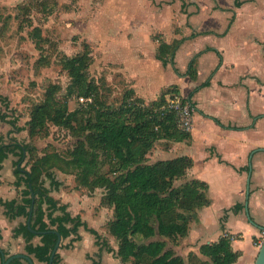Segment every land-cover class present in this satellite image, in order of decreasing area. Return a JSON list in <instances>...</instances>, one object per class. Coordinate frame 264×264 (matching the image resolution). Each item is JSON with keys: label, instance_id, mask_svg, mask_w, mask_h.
Segmentation results:
<instances>
[{"label": "crops", "instance_id": "obj_1", "mask_svg": "<svg viewBox=\"0 0 264 264\" xmlns=\"http://www.w3.org/2000/svg\"><path fill=\"white\" fill-rule=\"evenodd\" d=\"M203 1L178 0L175 6L182 9L179 25L183 28L179 33L174 29L159 33V38H146L145 45L153 48L155 69L150 72L140 66L133 68L132 72L139 77L129 78L128 87L148 103L173 85L177 89L174 93L185 97L194 107L188 139L169 141L167 145L165 140L158 141L164 143L163 149H181L175 156L191 158L186 179H199L208 185L206 195L210 204L197 210L196 219L189 222L188 233L172 246L175 253L185 262L188 256L208 260L200 253L199 246L230 234L233 236L231 246L238 251L232 264H253L257 253L253 239L264 231V19L261 12L264 0H243L239 6L235 5V0H226L227 15L223 21L216 19L215 3L209 7ZM218 3L220 5L219 0ZM130 22L127 20L126 25H135V21ZM162 41H178L165 64L156 57ZM134 46L133 41L123 47H111L120 55L121 48L131 51ZM192 58L193 78L188 69ZM174 93H166L165 101ZM11 129L10 124L0 121V134ZM14 133L17 132L11 135L15 137ZM17 158L16 153H8L1 163L2 200L17 198L23 188L22 183L16 184ZM23 159L22 166L27 157ZM43 180L50 195L67 204L72 214H79L112 248L108 250L103 243L96 244L94 235L80 226L79 239H74V235L61 238L56 250L61 264H93L94 261L129 264L117 256L114 237L107 230L112 208L101 204L103 188L95 187L91 191L78 188L72 175L57 169L51 180L46 181L45 177ZM55 181L59 182L58 187ZM236 204L240 207L235 210ZM24 222L22 216L8 217L0 204V249L11 254L24 253V239L12 236L13 229ZM38 241V237L32 239L33 243ZM33 262L44 264L35 259Z\"/></svg>", "mask_w": 264, "mask_h": 264}, {"label": "trees", "instance_id": "obj_2", "mask_svg": "<svg viewBox=\"0 0 264 264\" xmlns=\"http://www.w3.org/2000/svg\"><path fill=\"white\" fill-rule=\"evenodd\" d=\"M234 3L239 6L243 0ZM35 44H39V39H35ZM177 44L178 41L160 42L156 57L165 64ZM92 62V51L87 42H83L77 53L64 56L60 64L69 79L64 95H58V84H50L45 101L33 105L23 125L18 124L20 113L9 106L6 97H0V121L12 127L8 133L0 134V168L8 153H16L19 163L15 170L18 174L16 184H23L17 198L0 199L8 217L25 219L13 229L12 236H21L24 253L44 264L48 263L57 240L53 230L62 239L71 235L79 239L78 228L83 226L94 235L96 244L103 243L112 250L107 239L96 229L89 227L79 214L68 211L67 204L49 194L43 176L51 177L57 169L72 175L78 188L85 187L90 191L95 187L103 188L101 204L112 208V217L106 227L114 237L116 253L122 261H129V264H193L196 258L188 256L185 262L172 246L188 233L189 222L196 219L197 210L210 204L206 195L208 185L199 179H186L187 169L192 165L189 156L179 155L154 162L146 160V153L156 142L165 140L167 145L169 141L189 138L190 132L179 126L175 111L161 107L166 102L164 95L177 92V89L171 85L148 103L135 96L133 88L128 86H124L118 97H111L104 78L95 80L89 76ZM188 69L193 78L194 58ZM73 95L78 99H91L80 101L79 109L71 110L68 102ZM50 124L81 134L82 140L79 139L66 154L59 149L46 150L27 163L35 149H30L28 143L18 141L11 133L26 129L29 139L43 138L49 135ZM24 157L27 159L22 166ZM104 163L108 164V173L91 179L90 175ZM54 185L58 187L59 182L55 181ZM31 206L30 226L38 232L31 231L26 225ZM239 207L236 204L234 209ZM34 237L39 238L37 243L32 242ZM232 238L230 234H224L216 241L201 244L199 251L208 260L196 259L195 264H232L238 257V251L231 246ZM2 255L8 257L11 253L0 249V257ZM26 263L25 259L15 257L7 264ZM51 264H61L57 251ZM93 264L100 263L94 261Z\"/></svg>", "mask_w": 264, "mask_h": 264}, {"label": "rangeland", "instance_id": "obj_3", "mask_svg": "<svg viewBox=\"0 0 264 264\" xmlns=\"http://www.w3.org/2000/svg\"><path fill=\"white\" fill-rule=\"evenodd\" d=\"M219 1L220 5L218 0L203 2L209 7L215 3L213 8L216 9V19L223 21L227 15L226 0ZM177 2L0 0V97H6L9 106L20 113L18 124L23 125L33 105L45 101L46 89L50 84H58V95H64L69 79L60 64L61 59L77 53L83 42H87L92 51L93 62L89 76L95 80L104 78L109 87V95L118 97L124 86L130 83L129 78L135 80L139 77L132 72L133 68L140 66L150 72L155 69L152 62L153 48L145 45L146 38H159V33L174 29L179 33L183 28L179 25L182 9L175 6ZM261 12L264 19V8ZM127 20L129 23L135 21V25H126ZM114 23L121 24L118 26ZM36 38L39 39L37 46ZM133 41L135 49L130 51L121 48L120 55H117L116 48L111 47H123ZM80 106V100L73 95L68 102L69 109H79ZM6 127L9 128V125ZM14 134L18 141L28 143L30 149H35L27 163L46 150L59 149V152L66 154L79 139L82 140L81 134H74L53 124L49 125L47 137L29 139L26 129ZM163 147V142H157L146 153V160L154 162L181 152V149ZM107 169V163L100 165L90 175L91 179L108 173ZM44 177L46 181L51 180L49 175ZM263 237L264 232L253 239L256 250Z\"/></svg>", "mask_w": 264, "mask_h": 264}, {"label": "built area", "instance_id": "obj_4", "mask_svg": "<svg viewBox=\"0 0 264 264\" xmlns=\"http://www.w3.org/2000/svg\"><path fill=\"white\" fill-rule=\"evenodd\" d=\"M90 99V97H87L85 99H83L82 97L79 98L80 101ZM161 107L175 111L178 117L179 126L183 130L190 131L194 107L187 99H183L181 95L174 93L170 95L169 98H167L166 102L162 104Z\"/></svg>", "mask_w": 264, "mask_h": 264}, {"label": "water", "instance_id": "obj_5", "mask_svg": "<svg viewBox=\"0 0 264 264\" xmlns=\"http://www.w3.org/2000/svg\"><path fill=\"white\" fill-rule=\"evenodd\" d=\"M32 199H33V194H32ZM31 213H32V206L30 207V210H29V215L26 219V225L27 227L33 231V232H38V231H35L31 228L30 226V216H31ZM53 232L57 235V240H56V243L51 251V254H50V257H49V260H48V263L47 264H51L52 263V259H53V255L54 253L56 252L58 246H59V243L61 241V236L60 234L56 231V230H53ZM15 257H19V258H23L27 261L28 264H34L33 262V259L31 256L27 255L26 253H21V252H18V253H13L11 255H9L8 257H5L4 255H2V258H1V264H7L12 258H15ZM253 264H264V237L257 249V253H256V256L254 258V261H253Z\"/></svg>", "mask_w": 264, "mask_h": 264}]
</instances>
